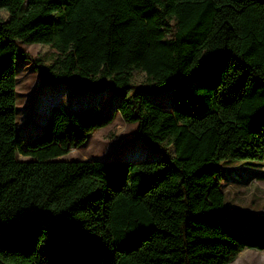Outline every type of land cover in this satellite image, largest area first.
<instances>
[{
    "label": "trees",
    "instance_id": "16d2710c",
    "mask_svg": "<svg viewBox=\"0 0 264 264\" xmlns=\"http://www.w3.org/2000/svg\"><path fill=\"white\" fill-rule=\"evenodd\" d=\"M21 44L55 50L49 67L33 61L43 83L110 89L119 104L53 105L23 149ZM169 89L172 105L149 96ZM116 113L164 159H59ZM229 160L264 162V0H0V264H231L264 251V216L225 209Z\"/></svg>",
    "mask_w": 264,
    "mask_h": 264
},
{
    "label": "rangeland",
    "instance_id": "374dc122",
    "mask_svg": "<svg viewBox=\"0 0 264 264\" xmlns=\"http://www.w3.org/2000/svg\"><path fill=\"white\" fill-rule=\"evenodd\" d=\"M2 18L9 17L3 13ZM23 51L30 60L17 56L14 69L17 74V137L27 143L38 136L47 118V110L53 105H61L66 109L80 110L97 102L103 114L113 111L120 102V96L107 89L100 92H89L77 89L67 84H45L35 68L34 60L49 67L57 58L54 49L41 44H21ZM135 86H146L145 75L135 72ZM169 93V94H167ZM161 105L171 101V89L164 94L154 95ZM169 107V106H167ZM170 109V108H169ZM171 154L174 148L169 149ZM20 160H30L19 155ZM75 161H140L162 160L164 156L147 146L137 135V124H127L119 113L109 126L99 129L89 135L87 141L68 154L59 158ZM264 162L261 161H224L221 166V189L225 194V209H238L264 216V180L257 176L264 172ZM231 264H264V251L245 249Z\"/></svg>",
    "mask_w": 264,
    "mask_h": 264
}]
</instances>
